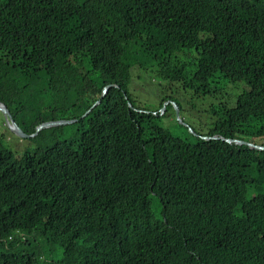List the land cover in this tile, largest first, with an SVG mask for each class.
Listing matches in <instances>:
<instances>
[{
    "label": "trees",
    "instance_id": "1",
    "mask_svg": "<svg viewBox=\"0 0 264 264\" xmlns=\"http://www.w3.org/2000/svg\"><path fill=\"white\" fill-rule=\"evenodd\" d=\"M59 65L96 90L81 113ZM186 91L213 102L194 133L164 122ZM0 103L26 134L76 120L19 159L0 140V264H264V151L211 139L264 147V0H0Z\"/></svg>",
    "mask_w": 264,
    "mask_h": 264
},
{
    "label": "rangeland",
    "instance_id": "2",
    "mask_svg": "<svg viewBox=\"0 0 264 264\" xmlns=\"http://www.w3.org/2000/svg\"><path fill=\"white\" fill-rule=\"evenodd\" d=\"M214 49V45L209 42L206 45V51L211 52ZM72 69L65 68L59 65L57 67V78L60 81L61 90L57 94L55 99V107L59 108H69L73 107L74 111H76V104L82 105L83 107L79 109V113L86 109V104L84 98H90L91 93H94L96 90L90 86L87 81L85 83H81L76 79V75ZM147 80L148 84H142L139 87V82L137 80V74L133 73V80L131 83V89L135 92L131 93L133 98L139 102L143 107L148 108L149 110H156L159 106V103L153 99L154 93L158 90L159 83L156 80ZM160 88V87H159ZM221 91L220 95H224L229 92L228 99L233 101L235 99V95L239 93L236 91V86L231 83H225L220 81V86L217 87ZM64 90V91H63ZM163 90V89H161ZM165 91V90H163ZM177 100L181 106V111L177 112L174 108L173 103L172 109H167V116L164 120L165 125L169 127H186L190 133L197 132L199 122H204L205 118L203 113L213 105V102L208 97H201L199 99L194 98L192 94L186 91L185 96L182 94L180 98H174ZM248 101V100H247ZM252 103V102H249ZM167 103H164L165 106ZM162 106V108H163ZM165 110V109H164ZM160 115H163L162 109L159 111ZM176 112L178 114H176ZM64 120V119H62ZM63 127V128H62ZM59 129L58 133L55 136L52 144L57 142L58 138L68 137L73 132L74 126L72 124L64 125L58 127H54ZM52 128L43 129L41 136H35L31 138H20L12 133L7 124L5 122L4 116L0 113V140L5 148H8L15 156V158L19 159L26 152H32L36 148H43L46 145H51V143L47 142L50 138ZM259 204V200H254L252 205L257 206ZM152 210L155 215L158 213V206L155 201H152Z\"/></svg>",
    "mask_w": 264,
    "mask_h": 264
},
{
    "label": "water",
    "instance_id": "3",
    "mask_svg": "<svg viewBox=\"0 0 264 264\" xmlns=\"http://www.w3.org/2000/svg\"><path fill=\"white\" fill-rule=\"evenodd\" d=\"M114 87V85L112 84H109V85H106L103 89H102V93H101V96L100 98L90 107L89 110H87L84 115L82 116V118L86 117L93 108H95L101 101V99L103 97L106 96L107 92L112 89ZM174 105V108L175 110L178 112V109L177 107ZM164 109H165V106H163L162 108V113L164 112ZM176 112V114H178ZM0 113L4 116L5 118V122L7 124V127L9 128V130L14 133L16 136L20 137V138H31L33 137L34 135H36L38 132H40L41 130L43 129H46V128H54V127H60V126H64V125H68V124H72L74 122H76V120H71V121H66V120H56V121H52V122H45V123H42L40 125H38L36 128H35V132H34V135H27L25 133L22 132V130L17 126V124L15 123V121L12 119L8 109L5 107V105L1 104L0 103ZM204 139H209V138H204ZM211 139H214V140H222L228 144H235V145H238V146H242V145H245V146H248L250 149L252 150H258V151H264V147H261V146H256V145H253V144H250V143H247V142H244V141H239V140H233V139H224V138H218V137H213Z\"/></svg>",
    "mask_w": 264,
    "mask_h": 264
},
{
    "label": "clouds",
    "instance_id": "4",
    "mask_svg": "<svg viewBox=\"0 0 264 264\" xmlns=\"http://www.w3.org/2000/svg\"><path fill=\"white\" fill-rule=\"evenodd\" d=\"M51 122H52V121H51ZM41 131H42V130H41ZM22 132H23V131H22ZM34 132H35V130H34ZM23 133H24V132H23ZM25 134H26V133H25ZM38 134H39V132H38L36 135H34V133H33V134H27V135H31V136L34 135L33 137H35V136H37ZM36 149H37V148H36ZM36 149H35L34 151H32L31 154L34 153V152L36 151Z\"/></svg>",
    "mask_w": 264,
    "mask_h": 264
}]
</instances>
